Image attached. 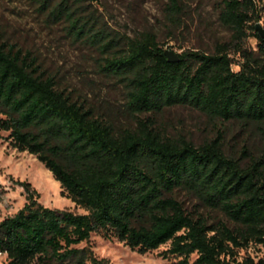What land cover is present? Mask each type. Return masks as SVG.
Instances as JSON below:
<instances>
[{
    "label": "trees",
    "instance_id": "obj_1",
    "mask_svg": "<svg viewBox=\"0 0 264 264\" xmlns=\"http://www.w3.org/2000/svg\"><path fill=\"white\" fill-rule=\"evenodd\" d=\"M38 1L47 7V0ZM168 1V20L177 25L183 2ZM51 12L66 19L76 39L90 30L70 0H59ZM260 19L258 0H220L218 20L230 41L211 53L183 51L174 63L154 35L127 38L101 66L124 83L125 109L137 117L133 128L118 131L59 90L30 52L0 44V131L8 133L9 147L33 155L59 183L61 196L84 211L45 207L29 183L16 182L26 202L0 221L6 264H109L88 245L94 233L140 254L168 243L164 255L178 258L174 264H188L192 254L193 264H264V256L237 261L251 245L264 249V40L254 27ZM250 33L256 51L244 46ZM172 106L237 121L255 130L262 145L236 157L224 152L222 132L196 146L164 137L151 120L139 118ZM179 192L227 221L208 224L194 216Z\"/></svg>",
    "mask_w": 264,
    "mask_h": 264
},
{
    "label": "rangeland",
    "instance_id": "obj_2",
    "mask_svg": "<svg viewBox=\"0 0 264 264\" xmlns=\"http://www.w3.org/2000/svg\"><path fill=\"white\" fill-rule=\"evenodd\" d=\"M58 1L47 0V7L43 8L38 0H0V44L30 52L39 70L52 77L59 90L90 108L117 131L133 128L137 117L125 109L124 83L106 75L101 66L105 58L121 52L127 38L149 33L164 50L177 54L187 50L211 53L216 44L229 42L231 38V32L218 20L220 0H182L183 12L177 25L168 20V0H70L75 16L87 21V29L90 28L86 36L78 39L63 16L52 15L51 10ZM258 2L261 19L257 23L264 27V0ZM107 41L109 45L102 47ZM244 46L257 50V40L251 33ZM232 69L239 68L233 64ZM139 118L151 120L164 137L182 138L196 146L222 132L224 152L236 157L242 155L243 149L255 152L262 145L255 130L237 121L211 120L186 106L166 107ZM7 135L0 131V221L13 216L26 202V193L16 182L29 183L39 195L38 202L45 207L84 213L61 196L59 183L33 155L9 147ZM178 199L188 212L202 216L208 224L227 221L221 212L205 207L185 192H179ZM88 245L97 257L106 259L109 264H174L178 261L164 255L168 243L140 254L116 239L107 240L94 233ZM246 256L257 260L264 256V249L251 245L238 252L237 261ZM195 258L192 254L188 264H193ZM6 263L5 255L1 256L0 264Z\"/></svg>",
    "mask_w": 264,
    "mask_h": 264
},
{
    "label": "water",
    "instance_id": "obj_3",
    "mask_svg": "<svg viewBox=\"0 0 264 264\" xmlns=\"http://www.w3.org/2000/svg\"><path fill=\"white\" fill-rule=\"evenodd\" d=\"M254 27L259 37L264 40V27H262L259 23H256ZM164 55L170 63L178 62L179 60L178 54L171 50H165Z\"/></svg>",
    "mask_w": 264,
    "mask_h": 264
},
{
    "label": "built area",
    "instance_id": "obj_4",
    "mask_svg": "<svg viewBox=\"0 0 264 264\" xmlns=\"http://www.w3.org/2000/svg\"><path fill=\"white\" fill-rule=\"evenodd\" d=\"M4 255H5V254H3V253L0 252V257H1V256H4Z\"/></svg>",
    "mask_w": 264,
    "mask_h": 264
},
{
    "label": "bare ground",
    "instance_id": "obj_5",
    "mask_svg": "<svg viewBox=\"0 0 264 264\" xmlns=\"http://www.w3.org/2000/svg\"><path fill=\"white\" fill-rule=\"evenodd\" d=\"M47 172L50 174V172L47 170ZM56 182V181H55ZM58 183V182H57Z\"/></svg>",
    "mask_w": 264,
    "mask_h": 264
}]
</instances>
